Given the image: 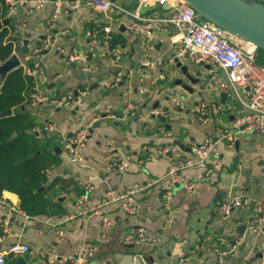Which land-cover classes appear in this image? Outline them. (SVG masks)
Wrapping results in <instances>:
<instances>
[{"label": "crops", "instance_id": "crops-1", "mask_svg": "<svg viewBox=\"0 0 264 264\" xmlns=\"http://www.w3.org/2000/svg\"><path fill=\"white\" fill-rule=\"evenodd\" d=\"M56 1L51 0L43 9L29 14L32 0H27L28 3L17 8L14 14L6 8L5 19L0 22L1 27L10 23L14 25L11 34L17 40L11 43L21 59L25 60L32 49L39 47L41 50L40 59L45 74L38 83L39 91L48 97H59L67 93L77 95L79 91L89 89L83 106L68 109H54L47 103L32 106L31 92L26 98V109L34 127L40 128L36 135L44 146L42 152L50 153L58 161L46 168L49 173L44 175L47 177L46 185L52 187L49 196L60 203L63 212L49 216L56 217L57 225L63 224L66 241L60 242L50 228L20 214L18 195L4 191L0 194L5 203L0 205V250L6 251L15 244L28 245L31 255H13V263L23 257L26 264H46L44 256L53 250L61 258L79 257L84 264H180L182 259H186V264H264V225L258 232L252 231L248 224L253 215L250 205L235 208L228 216L219 214V206L235 197H264V135L239 134L234 143L222 139L220 135L221 129L246 112L244 97L235 92L233 95L221 93L215 85L217 82L211 79L212 68L204 67L207 71L213 70L205 82L204 73L187 66L185 62L188 58L180 61L182 65L177 68V62H172L176 55V45L172 42L176 36L174 29L171 36H139L122 27L117 21L119 13L116 9L106 14L85 7L78 13L62 17L53 32L52 42L54 48H61L63 53L52 49L44 53L41 40L46 34ZM115 3L117 7L130 11L139 9L137 0H116ZM6 20L9 24L4 23ZM106 27L110 29L108 36L111 42L112 39L118 41L114 48L124 55L118 66L98 61L97 50L86 40L87 32L97 29L103 42L107 36L104 32ZM74 52L83 53L88 62L98 69L84 72L80 63L69 60ZM142 59L155 62V68L143 71L140 66ZM185 69L199 82L188 80ZM145 73L147 86L154 93L146 99L137 92L139 80ZM218 75L220 81L226 79V72L222 69L218 70ZM161 89L175 90L189 103L184 109H177L165 95L159 93ZM222 94L225 100H222ZM126 100L131 102L136 113L147 116V122L122 121L121 112ZM212 100L223 106V114L208 126H202L194 114V107ZM159 107H166L170 116L162 120L150 116L151 111ZM96 118L99 119L91 127L84 162L82 165L73 164L68 159L66 145L79 130ZM51 125L55 130L46 132L45 128ZM207 137L215 143L219 154L217 161L222 168L211 182L201 184L199 191L189 193L182 188L175 189L171 225H167L169 211L160 199V185L146 194L135 196L137 212L134 215L123 211L119 204L107 209L117 221L115 226L106 225L101 215L91 216L85 224L77 218L65 222L63 216L75 213V203L85 192L83 185L89 179L94 181L91 200L101 201L108 189L120 192L135 183L161 178L168 170L169 162L157 155L159 145L170 144L175 154L186 155ZM125 157L131 158L128 170L105 181V167L110 160ZM196 174L195 170L186 171L189 178ZM6 207L9 208L7 213L4 212ZM4 220L8 222L6 228L2 227ZM139 229H144L152 241L123 244L126 235L137 234ZM237 239H242V244L230 251L229 246ZM203 240L204 247L197 250L196 246ZM90 248L96 250L93 256L88 257L86 252ZM215 249L227 254L219 256Z\"/></svg>", "mask_w": 264, "mask_h": 264}, {"label": "built area", "instance_id": "built-area-1", "mask_svg": "<svg viewBox=\"0 0 264 264\" xmlns=\"http://www.w3.org/2000/svg\"><path fill=\"white\" fill-rule=\"evenodd\" d=\"M116 0H57L54 3L52 15L48 20L46 34L41 40V49L44 51L55 50L58 53H63L59 47L53 46L52 38L56 25L60 22L62 17L70 16L78 13L85 7H90L103 13H110L114 9L118 10L119 16L117 21L122 27L131 33L139 36H149L151 34H158L161 36H171L173 29L176 36L172 38V42L176 45V55L172 58V62L183 61L186 56L190 61L196 65L209 66L214 69L211 79L217 82L215 85L221 93L233 95L239 93L244 97L243 104L246 112L241 116L236 117L224 129H221L220 135L222 139L234 143L239 134H258L264 135V65L259 63L256 59L258 48L253 44L243 42L236 37L230 35L222 28L215 26L208 21L199 22L197 20L198 14L181 0H137L139 6L149 4H160L168 6V10L162 12L161 10H154L145 15H140L137 11H130L124 7H117ZM5 6L9 13H15L17 8L26 5L27 0H4ZM51 0H32L29 14L43 9L50 4ZM114 21V20H113ZM107 35L102 42L100 39L99 30L93 29L86 34L87 42L97 50V58L103 64H111L114 66L120 65L123 60V52L118 48L111 46V39L109 38L110 29H104ZM13 54L17 55L23 69L24 75L32 79L33 88L30 93L32 106L41 104H49L54 109H68L74 106H83L84 100L89 96V89L79 91L77 95L67 93L59 97H48L46 93L38 90V83L45 74L43 63L40 59L41 50L38 48L32 49L25 60L21 59L18 52L15 50ZM70 61L80 63L82 70L86 73L96 71L97 66L88 62L86 56L81 52H74L70 56ZM140 66L143 71L155 68V62H149L147 59L140 61ZM222 69L226 72V79H221L218 75V70ZM139 80L140 84L137 87V92L141 97L151 98L153 92L147 86L145 81L146 73ZM5 80L0 79V90ZM159 93L165 95L170 103L177 109L185 108V99L178 95L175 90L161 89ZM223 106L216 103L215 100L209 103H198L194 107V114L202 126H208L215 119L223 114ZM122 121L128 119L136 120L141 123L147 122V116L136 113L130 101L126 100L123 106L121 115ZM150 116L154 119H165L170 116V112L166 107H159L152 110ZM115 118V117H113ZM99 119L96 118L79 130L75 136L69 140L66 145L68 151V159L77 165H82L84 162V154L87 150V143L90 136V130L94 122ZM55 127L53 125L45 128L46 132H53ZM33 133H39L40 128L35 126ZM157 155L166 159L169 162V168L166 173L159 179L135 183L128 186L120 192L113 189H108L104 198L101 201H92L91 192L94 190V181L89 179L83 188L85 192L78 197L75 203V213H67L63 216L65 222L74 221L76 218L86 221L93 215H101L103 222L108 226H115L117 224L114 216L107 212V209L113 206L120 205L121 209L128 214L134 215L137 212L135 204V196L139 194H146L150 189L156 185H160L159 193L160 199L164 208L169 211L167 225L173 223V215L171 213V204L174 198V191L176 188H182L184 191L192 193L199 191V187L203 183H209L216 172L220 171L222 165L217 161L218 153L215 148V143L211 137H207L201 144L193 147L191 152L186 155L175 154V149L170 144L159 145L156 149ZM131 165V158L124 159L114 158L106 165L105 181L120 175L128 170ZM195 170L196 175L193 178L186 176V171ZM49 170H45L44 174L48 175ZM249 195L235 197L229 201L222 203L219 206V214L228 216L235 208L248 207L252 201ZM256 207L253 215L248 221L253 232H258L264 225V197L256 200ZM4 200L0 197V205H3ZM9 208L6 207L4 212L7 213ZM19 213L25 216L28 220L36 223H41L47 228L54 231L58 240L62 243L66 241L65 230L62 225L55 223L56 217H29L24 212L19 210ZM8 225L7 220H4L2 227ZM247 225V224H246ZM148 241H152L146 235L144 229H139L137 234L126 235L123 238V244L137 245ZM221 243L223 240L220 239ZM231 244L230 251H234L242 244V239L234 240ZM205 240L196 246L197 250L204 247ZM95 248L87 250L88 257L93 256ZM219 256H224L227 252H222L215 249ZM229 253V251H228ZM32 254L31 248L25 244H15L6 249L0 250V264H7L8 255H26ZM46 264H84L81 258H61L55 251H49L44 256ZM180 264H186V259H182ZM220 264V263H219Z\"/></svg>", "mask_w": 264, "mask_h": 264}, {"label": "trees", "instance_id": "trees-1", "mask_svg": "<svg viewBox=\"0 0 264 264\" xmlns=\"http://www.w3.org/2000/svg\"><path fill=\"white\" fill-rule=\"evenodd\" d=\"M5 16L6 6L4 0H0V21ZM12 31L14 25L11 23L0 28V64L13 54L11 41L17 38L11 34ZM117 43L112 39L111 46L115 47ZM256 59L264 65L263 50L258 49ZM32 87V79L18 68L7 76L0 90V114L13 110L10 117L0 118V194L8 191L18 195L20 208L29 217L62 214L60 203L49 196L52 187L46 185L47 177L44 175L45 169L58 161L50 153L42 152L44 146L32 132L34 121L26 109V98ZM44 186L45 190L40 191ZM13 258V255H8L7 264H13Z\"/></svg>", "mask_w": 264, "mask_h": 264}, {"label": "water", "instance_id": "water-1", "mask_svg": "<svg viewBox=\"0 0 264 264\" xmlns=\"http://www.w3.org/2000/svg\"><path fill=\"white\" fill-rule=\"evenodd\" d=\"M186 5L190 6L197 14V20L199 22L208 21L215 26L222 28L230 35L237 39L253 44L258 49L264 51V0H181ZM168 6L155 4L154 6H147L141 4L139 6V14L145 15L154 10L167 11ZM5 24H9V21H5ZM2 23L0 22V27ZM40 46V42H38ZM24 46H27V40L24 41ZM49 51H44L48 53ZM188 57L186 56L185 59ZM21 65V62L17 55H12L4 63L0 64V79L5 80L7 76L17 70ZM182 63L177 62L176 67L180 68ZM205 69H210L209 66H205ZM186 78L194 83L199 80L194 79L189 73L188 69L184 70ZM160 83V82H158ZM179 84H182L179 81ZM170 88L171 85L168 84ZM185 88V87H183ZM222 100H225V95L222 94ZM12 110H7L0 114V118L10 117ZM45 134V132H44ZM16 137V134L14 135ZM44 187L40 189L43 191ZM257 197H254L250 203L251 214H253ZM13 264H26L23 257L19 258Z\"/></svg>", "mask_w": 264, "mask_h": 264}, {"label": "rangeland", "instance_id": "rangeland-1", "mask_svg": "<svg viewBox=\"0 0 264 264\" xmlns=\"http://www.w3.org/2000/svg\"><path fill=\"white\" fill-rule=\"evenodd\" d=\"M185 63L187 64V66L198 68V72L204 73V75H203V78L205 79V80H203L204 82L206 81V78L210 75V73L213 72V70H209V71L205 70L204 66L196 65L193 62H191L190 60L186 61ZM186 103H189L188 99H186Z\"/></svg>", "mask_w": 264, "mask_h": 264}]
</instances>
